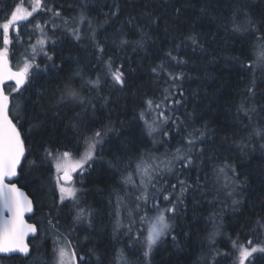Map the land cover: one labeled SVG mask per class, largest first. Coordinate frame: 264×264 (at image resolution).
I'll return each instance as SVG.
<instances>
[{
	"label": "trees",
	"instance_id": "16d2710c",
	"mask_svg": "<svg viewBox=\"0 0 264 264\" xmlns=\"http://www.w3.org/2000/svg\"><path fill=\"white\" fill-rule=\"evenodd\" d=\"M31 1L0 0V23L17 4H30ZM115 2L121 6L119 18L105 17V13L114 10V0H87L86 14L94 28L101 26L97 32L99 41L105 46L104 61L112 57L114 67L123 66L127 80L125 88L113 87L104 62L96 60V50L90 43L85 41L88 46H81L65 30L64 19L70 26L78 25L82 0H43L45 7L61 12L55 31L47 25L49 39L46 49L52 60L39 55L37 64L40 70H32L30 82H26L19 92L12 91L15 87L12 84L4 86L10 97V118L17 124L27 149V160L22 161L14 183L33 202L35 213L27 221L38 226V233L28 241L30 257H0V264H52L54 240L63 241L48 224L49 219L56 218L60 222L59 231L64 234L71 231L73 242H79L77 251L85 257L79 264H117L120 253H123L127 264H236L233 241L248 246V241L253 240L255 245H264V228H259L256 223L258 219L264 220V148H261L264 141L254 134V129L264 127V66L257 63L260 45L264 44V39L257 40V36L264 33V0ZM177 8L181 9L179 15ZM201 8L206 9V14L201 13ZM239 8L248 13L258 31L243 35L231 31L233 10ZM145 10L159 18L156 24L144 27L147 25V18H143ZM129 16L137 18L136 27L128 24ZM51 18V13L39 11L28 22L33 25L37 20L43 22ZM238 23H244L243 13ZM79 26L87 35V21ZM138 27H143L151 36L147 47L136 52L131 45L118 49L113 43L116 30L123 28L127 39L134 41L139 36ZM193 33L199 36L205 51L194 52L190 44L177 50L176 45ZM19 37L26 43L25 36L20 34ZM11 41L8 60L12 69L18 70L22 61L17 59L26 55L25 49L15 41V37ZM169 49L187 60L185 65L176 69L185 73L183 81L178 82L182 84L185 103L177 114L187 121L188 131L207 125L209 139L203 145L207 155L202 161H196V166L183 172L182 178L190 183L197 182L199 176L203 188L202 191L189 192L185 205H181V212L173 221L176 242L171 236L165 237L145 261L143 236L147 222L142 224L139 217L145 212L154 214V203L166 207L167 202L161 197L142 206L129 232L128 225L133 217L125 210L129 197L121 181L130 160L132 171L140 154L148 158L146 163H151L153 158H158L156 163L166 162L183 142L184 127L177 131L175 126L169 125L171 137L164 138L157 133L158 142L153 143L146 134L144 122L139 119L141 110L146 107L145 100H159L171 83L166 75L158 79L152 72L153 67L165 59L164 53ZM53 62L60 68H53ZM74 72L84 76V80L77 81V88H81L85 80L100 77L98 92L95 89L89 91L87 87L83 90L95 107L91 104L85 108L54 107L59 95L57 85ZM103 97H108L107 103ZM242 103L255 109L250 113V122L247 117L243 122L236 120L237 108ZM36 124L39 127H35ZM109 125L116 131L98 146L94 166L87 168L83 176L79 175V205L92 213V227L80 225L72 231L78 208L73 202L60 203L53 182L52 160L44 161V149L49 148L54 153L69 151L77 156L86 147L84 137ZM32 160L37 161L36 166L30 164ZM225 162L235 167L238 177L232 197L227 195L230 189L224 187L228 183L225 177L220 175L217 179L213 173V166H221ZM175 182L176 177L167 173L161 179V185L168 191H171L170 184ZM118 194L125 197L127 206L123 207L121 215L124 227L114 232ZM233 199L240 201L236 210H233ZM214 231L218 233L215 244L209 240ZM217 252L220 255H216ZM256 257V264H264V254L257 253Z\"/></svg>",
	"mask_w": 264,
	"mask_h": 264
},
{
	"label": "snow or ice",
	"instance_id": "6c2138e0",
	"mask_svg": "<svg viewBox=\"0 0 264 264\" xmlns=\"http://www.w3.org/2000/svg\"><path fill=\"white\" fill-rule=\"evenodd\" d=\"M31 10H27L20 4H17L10 15L6 14L3 23H0V30H2L3 37V48L0 49V85H3L6 81H14L15 87L12 89L13 92H19L22 86L26 82H30L29 78L32 74V69L35 67L40 70L39 64H34L36 56L43 52V55L49 60H52V56L48 54L46 49V42L49 39L47 32V25L49 22L52 24L53 31L56 30L58 25L55 23V18L61 17V12L54 8L45 7L43 0H32ZM190 6V5H189ZM114 10L105 13V17L119 18L121 6L118 2L112 5ZM39 11H46L52 14L51 21H39L37 20L34 24V29L40 33L36 43L31 45L32 54L30 57L26 56L23 67L18 71H12L8 66V46L12 43L9 33L10 29L15 28L17 34L22 22L29 21L30 18L34 17V14ZM87 11V0H82L81 10L78 17V25L70 26L68 20H64L65 30L69 32L72 38L81 46L87 47V41L96 50V60L103 61L107 69L108 75L113 82V87L118 86L120 89L125 88L127 80L125 72L121 67H114L112 57H109L107 61H104L103 54L105 52V46L99 41L97 26L94 28L91 24V20L86 14ZM201 13L206 14V9L201 8ZM181 12L180 8L176 9L177 15ZM243 13L244 23H238V19ZM143 18H147V25L144 27L156 24L158 17L154 13L145 10ZM143 18H141V24H143ZM136 17L129 16L128 24L136 27ZM87 21L88 33L85 34L82 27ZM107 23V19L105 21ZM27 26V25H25ZM137 31L139 36L136 40L130 41L127 39V34L123 28L117 29L113 43L118 49H124L129 45L132 46L133 52H136L147 47V41L151 39V36L143 27H138ZM231 31L237 34L252 33L258 31L257 25L243 9H234L231 17ZM264 39V33L257 36V40ZM192 46V50L195 52L200 50L204 52L205 49L199 38L195 33L189 34L181 41V44L176 45L178 50L181 46L187 47ZM39 46V48L37 47ZM261 54L258 57L257 63L264 66V44L260 45ZM165 59H162L155 67L152 72L156 78H162L166 75L168 81H171L169 86L163 90L162 97L157 100L155 98H148L145 100V108L141 110L139 119L145 124L146 134L152 139L153 143H157L156 134L159 133L164 138L171 137V130L169 125L175 126L177 131L181 127H184L185 134L182 137V143L176 147L175 151L170 154V158L167 161H160L156 163V159L153 158L151 163H146L148 159L145 154H140L137 157L135 163V170L132 171V161L128 162L129 168L125 170L126 174L123 175L121 183L124 185V190L127 197H134L136 201V209L130 210L129 215L133 219L129 222L128 231H131L132 225L135 223V216L142 206H147L150 202H156L161 197L163 201L167 202L166 207H161L158 203H154L153 215H149L145 212V215L140 216L139 220L143 224L148 223L147 235L143 238V257L147 261L156 246L163 241L167 236H171L173 242H176L177 237L173 234L174 232V219L181 212V205H185L186 197L189 192L202 191L203 185L200 184V178L197 177V182L190 183L186 178L183 177L184 170H188L196 166V161L203 160L207 155L203 145L207 139H209V129L205 125L202 128H192L188 131V123L181 118L177 113L180 107L185 103V93L182 89V84L178 83L183 81L185 77L184 71L176 69L187 63V60L181 58L178 54H174V50L169 49L164 53ZM242 67L243 62H241ZM53 68H60L53 62ZM44 70H47L45 65ZM84 80V76L80 72H74L64 77L62 83L57 85L56 91L59 95L56 97V103L54 107H69L76 108L77 106L85 108L91 104L95 105L91 100L87 99L83 94L84 87H87L89 91L93 89H100L101 80L97 76L95 80L88 79L84 81V85L81 88H77V81ZM248 92L251 93L252 89L249 88ZM55 95V93L53 94ZM179 97V98H177ZM105 103L108 102V97H103ZM37 102H40L39 99ZM10 97L5 94L3 88H0V254L11 255L19 254L24 258L30 257L29 245L24 242L25 236L29 233L37 234L38 226L33 224H26L24 222V214L26 212L33 211V202L28 199L27 196L21 192L15 183H8L13 177L17 176L18 168H22V161L27 160L25 141L21 138V132L18 130L17 124L13 123L10 118ZM19 108L20 105H17ZM255 109H250L246 104L242 103L237 108L236 120L243 122V118L247 117L249 122L252 119L250 115ZM152 112L155 114V119L149 121L147 115ZM79 115V113H77ZM190 115V114H189ZM19 123V121H17ZM39 127V124L34 125ZM116 129L111 125L106 126L103 130H96L90 136L84 137V143L86 145L83 154L79 159H72L73 154L69 151L63 153H54L51 149L45 148L43 153V159L45 162L49 160L55 161L54 167L56 169V186L60 193V203L63 204L65 200H72L74 205L78 208L73 223L72 231L77 226L86 225L87 228L92 227V213L86 211L79 205V197L77 195L78 189L70 186L72 181V174L79 171L80 175L83 176L84 171L87 168L94 166V161L97 157V148L104 144L106 137L115 132ZM256 137L264 141V127H257L254 129ZM167 143V139L164 140ZM261 148H264V143H261ZM102 159V157H99ZM211 159V157H209ZM32 166L37 165L36 160L30 161ZM115 162H113V165ZM110 165V166H113ZM163 165V167H161ZM87 166V167H86ZM179 168V171H177ZM173 175L176 177V182L170 184L171 191L164 188L161 185V179L164 174ZM213 173L216 174L217 179L220 175H223L228 181L224 185L225 188L230 190L227 192L229 197L234 196L237 186V173L234 166L225 162L221 166H213ZM139 176V183L135 182V177ZM61 181L63 183H61ZM158 185H160L158 187ZM150 189L152 191H150ZM135 190V191H134ZM125 197L117 195L116 203V226L114 232H119L124 227L121 219V208H123ZM240 201L233 199L232 205L233 210L239 205ZM8 213L7 218H3L4 213ZM51 215V213H50ZM257 226L264 228V220L258 219ZM48 224L54 234H59L60 240H54L53 247V264H79L85 257L80 255L77 251V242H73L71 231L68 234L60 232L59 219H49ZM143 236V233H141ZM218 235L217 232H213L209 235L211 243L215 244V237ZM87 239V237H85ZM233 248L238 249V256L236 260L238 264H256L257 257L256 253L264 254V245L257 246L253 240L248 241V246L239 244L238 241H233ZM216 255H220L219 252ZM225 255H229L225 253ZM215 259V258H213ZM117 264H127L123 253L118 254Z\"/></svg>",
	"mask_w": 264,
	"mask_h": 264
},
{
	"label": "rangeland",
	"instance_id": "374dc122",
	"mask_svg": "<svg viewBox=\"0 0 264 264\" xmlns=\"http://www.w3.org/2000/svg\"><path fill=\"white\" fill-rule=\"evenodd\" d=\"M22 7H24L25 9H27V10H31V7L33 6L32 5V1H31V3L30 4H27V3H25V4H21V3H19ZM15 7H13V9H14ZM12 9V10H13ZM38 13V12H37ZM37 13H35L34 15H36ZM10 15V14H9ZM52 20V18L51 19H48V20H46V21H51ZM59 20H61L60 18H55V23L58 25L59 24ZM65 20V19H64ZM25 25H27V26H25ZM48 26H50L51 28H52V24H51V22H49L48 23ZM20 32H22V33H20ZM20 34H22L23 36H25V41H26V43H23L22 41H21V38L19 37V35ZM39 36H40V33H39V31L38 30H35L34 29V24L33 25H31V24H29V22L28 21H25V22H22L21 23V26H20V29H19V34H17V30L15 29V28H13V29H10V33H9V37H10V39L11 40H13V37H15V41H17L20 45H22L23 46V48L25 49L24 50V54H26L25 56H23V57H21V58H19V59H17V61H22L21 63H19L18 64V70L21 68V67H23V64H24V62H25V58H26V56H28V57H30L31 56V54H32V49H31V45H33V44H35L36 43V40H37V38H39ZM10 45H11V43H10ZM38 48H39V46H37ZM8 51H11V49H10V46H8ZM261 51V50H260ZM260 54H261V52H259V54H258V56L257 57H259L260 56ZM39 55H43V52H40L37 56H36V58H35V61H34V64H37V57L39 56ZM258 59V58H257ZM15 69H16V67H15ZM33 69H35V67L33 68ZM32 69V70H33ZM156 117H155V114L154 113H152V112H150L148 115H147V119L149 120V121H151V120H153V119H155ZM85 150V149H84ZM84 150H83V152H84ZM83 152L82 153H80L79 155H77V156H72V159L73 160H75V159H79V157L83 154ZM54 164H55V161H53L52 160V168H53V182H54V184H55V188H56V191H57V193H58V196H59V199H60V193H59V189L57 188V186H56V177H57V173H56V169H55V167H54ZM79 175H80V173H79V171H77L76 173H73L72 174V181H71V185L70 186H72V187H75V188H77L78 189V192H77V195L78 196H80V193H81V187H80V180H79ZM139 176H137L136 177V183L138 184L139 183ZM62 183V182H61ZM135 191V190H134ZM133 198V199H132ZM65 201H69V202H73L72 200H65ZM64 201V202H65ZM135 203H136V201H135V198L134 197H129V204H128V206L126 205V204H124V205H126L127 207V209H125V210H128L127 212L129 213V211L130 210H133V207H134V205H135ZM142 209V208H141ZM122 212H124V209L123 208H121V215H122ZM152 214V213H151ZM151 214H149V215H151ZM153 215V214H152ZM147 228H148V223H146V226H145V229H144V236H146L147 235ZM144 236H143V238H144ZM56 240V239H55ZM60 243H63V241H60ZM246 246V245H245ZM257 246H260V245H257ZM54 247V246H53ZM257 254V253H256ZM255 254V255H256ZM236 255L238 256V249H236ZM52 264H53V260H52ZM236 264H238V261L236 260ZM246 264H247V262H246Z\"/></svg>",
	"mask_w": 264,
	"mask_h": 264
},
{
	"label": "water",
	"instance_id": "95a60500",
	"mask_svg": "<svg viewBox=\"0 0 264 264\" xmlns=\"http://www.w3.org/2000/svg\"><path fill=\"white\" fill-rule=\"evenodd\" d=\"M8 66H9V68H10L12 71H16V70L12 69L9 60H8ZM7 84H13V85H15V84H14V81H6L3 85H0V88H3V89H4V85H7ZM4 91H5V90H4ZM5 94H6V93H5ZM6 95H7V94H6ZM9 108H10V105H9ZM13 123H14V122H13ZM14 124H15V123H14ZM21 138H22V137H21ZM18 170H19V168H18ZM18 170H17V174H18ZM16 177H17V176H16ZM16 177H13V179H12L11 181H7V182H8V183H14ZM61 182H62V181H61ZM62 183H63V182H62ZM15 184H16V183H15ZM16 186H17V185H16ZM17 188H18L21 192H23L24 195L27 196L29 200H31V198L27 195V193H26L23 189L19 188L18 186H17ZM31 201H32V200H31ZM34 213H35V212H34V206H33V211H32V212H26V213L24 214L23 219H24V222H25L26 224H33V223L28 222V221H27V218L33 216ZM7 217H8V213L5 212L3 218H7ZM33 225H34V224H33ZM36 235H37V234L29 233L27 236H25V240H24V242H25L26 244H28V240L31 239V238H34ZM29 249H30V246H29ZM12 256H20V257L24 258L23 256H21V255H19V254H11V255L0 254V257H12Z\"/></svg>",
	"mask_w": 264,
	"mask_h": 264
},
{
	"label": "flooded vegetation",
	"instance_id": "af4514ba",
	"mask_svg": "<svg viewBox=\"0 0 264 264\" xmlns=\"http://www.w3.org/2000/svg\"><path fill=\"white\" fill-rule=\"evenodd\" d=\"M29 240H30V239H29ZM29 240H28V241H29Z\"/></svg>",
	"mask_w": 264,
	"mask_h": 264
}]
</instances>
